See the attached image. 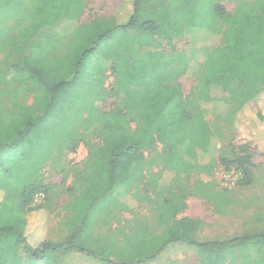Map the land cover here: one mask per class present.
<instances>
[{
    "label": "trees",
    "instance_id": "16d2710c",
    "mask_svg": "<svg viewBox=\"0 0 264 264\" xmlns=\"http://www.w3.org/2000/svg\"><path fill=\"white\" fill-rule=\"evenodd\" d=\"M7 1L0 0V9L12 8L14 14L0 20L5 29L0 31V85H17L23 96H33V103L19 104L13 98L11 109L0 105V179L13 188L22 185L17 194L22 198L20 204L0 188V264H54L59 250L72 249L70 244L30 239L28 215L42 207L29 204L42 186L36 181L24 185L7 163L11 161L8 157L38 154L44 156L39 165L43 168L56 146L50 123L60 118L57 111L55 116L50 114L54 107L60 109L80 83L82 66L83 87L88 83L91 91H101L95 85L94 67L99 65L103 73L104 65L111 64L114 90L125 91L127 100L137 102L132 113L136 128L120 109L100 113L95 120L101 144L94 146L91 157L98 164L105 192L128 176L131 166L143 160L144 149L154 147L158 138L170 148L165 158L168 164L187 172L180 147L188 152L204 150L202 143L211 136L210 124L222 119L230 105L243 117L251 112L247 106L256 104L264 122V0H227L236 5L234 12L212 0H123L130 12L126 20L117 15L113 22L95 18L83 24L80 18L87 0H9L10 5L1 4ZM151 3L153 12L144 9ZM186 26L221 32L224 40L202 64L188 99L177 83L183 69L169 67L173 57L169 61L167 55L147 52L130 62L128 53L110 50L117 31L122 33L119 40L128 45L121 49L128 51L133 44L152 49L159 41L177 39ZM87 94L83 93V99ZM257 146L264 154V139ZM244 176L242 186L248 187L252 177L249 171ZM189 245L199 249L200 264H264V233Z\"/></svg>",
    "mask_w": 264,
    "mask_h": 264
},
{
    "label": "rangeland",
    "instance_id": "374dc122",
    "mask_svg": "<svg viewBox=\"0 0 264 264\" xmlns=\"http://www.w3.org/2000/svg\"><path fill=\"white\" fill-rule=\"evenodd\" d=\"M177 1L185 2L189 0ZM212 1L223 6L229 12H234L236 9V5L227 0ZM122 3L123 0H87L84 2V13L80 18V23L83 24L95 18L99 19L98 21L106 19L113 22V18L117 17V15L124 21L128 18L130 12L123 7ZM1 4L8 6L10 5V1L8 0ZM153 7L154 3H151L145 6L144 9L153 12L155 10ZM13 14L12 8L0 9V20L5 21L7 17ZM1 30L4 32V27L0 26ZM121 34L118 31L116 32L110 50L123 54L128 53L127 57L130 58V62H134L147 52H159L167 55L166 57L169 61L171 60L169 56L173 57L169 67L179 65L183 69L184 75L177 80V83L181 85L183 94L187 99L199 81L202 64L210 53L223 45L224 41L221 32H212L204 28L198 30L191 29L189 26H186L181 36L170 42L159 41L156 47L152 49H142L138 45L133 44L130 46L131 49L126 51L121 49V46H128L123 45L121 39L119 40ZM118 40L119 43L117 42ZM63 43L68 44V41L64 40ZM98 70H100V67L96 65L94 67V74H96L94 80H96V84H94L101 91H91L89 89L90 84L88 83L83 87L82 66L80 83L72 88L67 99L60 104V109L58 110L56 106L53 109L54 111L51 112L50 115L55 116L57 111L60 118L56 119V123H50L53 126L51 133L53 132L54 134L56 146L43 164V168L40 169L39 167L40 161L44 157L43 155L32 154L30 156L26 154L18 156L16 159L8 157L11 161L7 164L15 170L18 181L23 182L24 185L35 183V181L39 184L42 170L52 160H54L53 163L56 167H61V165L71 162V153H77L78 155L74 159L77 162L82 156L80 153H83V149H88L89 151V156L83 160L84 164L98 166L91 157L93 155L91 153L96 150L94 146L101 144L100 131L97 129L98 124L95 123L97 115L100 117V113L120 109L128 116L132 128H136L137 120L132 113L137 102L127 100V93L125 91L116 92L114 90L115 76L112 73L111 64L104 65L101 69L104 71L103 73H99ZM11 86H13L11 88H16L17 85ZM83 93H88L84 99ZM13 98L18 100L19 104L27 103L29 106H32L33 96H23L20 91H17L12 96L8 91L2 92L0 90L1 109H11L10 102ZM253 105L256 106V104ZM254 106L248 105L247 107L250 108L251 112L249 115L242 117V115H236V108L230 105L227 108V114L222 119L220 118L210 124L209 131L211 136L208 142L202 143L204 150L198 148L194 152H188L186 147H180L179 149L181 159L188 164V166L186 165L187 172L183 171L185 172V195L194 194V190L192 189L197 184L195 181L209 180L212 182L215 187L212 189L213 192L210 191V198L213 200L216 196L218 197L217 200H220L222 197L227 198L234 212L232 211L231 214L227 213L226 215H231L232 217L236 215L237 222H235L236 224L233 223L232 226L236 227L239 226V223L242 224L241 228L238 227L237 232H234L235 235L241 236L264 233V154H262L261 149L257 146L264 139V122L259 119ZM66 144L70 145L69 149L64 146ZM169 151L170 148L158 138L154 147L144 149L143 160L135 164L146 162L164 163L165 170H168L169 164L165 158ZM135 164L131 166L128 175L130 177L135 176L138 179L141 178V172L135 173L132 171ZM31 167H33L32 172L27 173ZM34 168L39 172L35 174ZM182 170L183 168L179 167L176 172L179 173ZM246 171H249L252 177V184L248 187L242 186L245 180L243 173ZM167 173L170 175V172ZM99 174L101 175V172ZM0 175L2 174L0 173ZM129 178H124V181ZM148 178L151 179L150 177ZM155 179L156 177H153L151 181L147 180L142 184V187L146 190H151L149 195L155 196L157 200L147 204L149 208H146V211L149 213L146 217L143 214V207L136 210L135 216L137 221H139H136V223L141 222L142 224L150 225L153 250L172 249V247H176L179 243L181 245L192 243L196 240L197 221L183 216L184 208L178 203H172V199H170L171 192L165 191L162 184L158 188V179ZM63 183L67 185L66 180ZM2 185L11 186L4 178L0 179V187ZM256 185H260V187ZM21 186L15 188L11 186L12 188L8 190L12 192L10 200L15 204L21 203L19 195L17 196V194L21 193ZM166 186L168 187V184ZM159 189H162V191L157 194V190ZM195 189L197 191L203 190L202 186H198ZM9 194L10 192L7 195ZM147 198L150 199L149 197ZM209 204H212L211 201ZM78 205L80 206V204ZM216 205L218 206L219 204L216 202ZM240 207L241 209H239ZM224 208L222 207L220 211H224ZM174 259L175 262L168 259L165 263L189 264L183 258L175 257ZM199 262L201 263L200 258ZM192 264H195V261Z\"/></svg>",
    "mask_w": 264,
    "mask_h": 264
},
{
    "label": "crops",
    "instance_id": "0c3cea01",
    "mask_svg": "<svg viewBox=\"0 0 264 264\" xmlns=\"http://www.w3.org/2000/svg\"><path fill=\"white\" fill-rule=\"evenodd\" d=\"M1 58L3 54H0ZM11 87L0 85V90L13 96L17 88ZM80 154L82 156L78 160L81 162L74 160L77 153H71V162L61 167H56L52 160L42 170L39 179L42 189L38 192L45 193L44 200L40 204L35 203L36 193L29 204V207H42L40 211L28 215L30 239L48 241L53 245L70 244L72 247L68 251L59 250L54 256V264H166L168 259L175 262V257L183 258L189 264L194 261L199 264V249L195 245L179 243L172 249L153 250L150 225L136 223V210L143 207L146 217L149 213L146 211L149 208L147 204L157 200L149 195L151 190L142 187L153 177L158 179V188L162 184L165 191L171 192L172 203L184 208L183 216L197 221L195 242H225L242 237L234 234L242 226L241 223L232 226L237 222L236 215H226L233 211L227 198L217 200L214 195V200L210 198V191L213 192L215 186L209 180L195 181L197 184L194 187L202 186L204 191H197L192 186L194 194L185 195L183 172L177 173L170 165L165 170L164 163L146 162L135 164L132 168L135 173L141 172V178L128 175V180L116 182L112 189L105 192L101 188L99 168L83 162L89 156L88 149H83ZM65 180L67 185L63 183ZM0 188L5 196L10 192L8 196L11 198L12 192L8 191L11 186L2 185ZM161 191L157 190V194ZM210 201L212 204H209ZM222 207H225L224 211H220Z\"/></svg>",
    "mask_w": 264,
    "mask_h": 264
},
{
    "label": "built area",
    "instance_id": "2783aa9c",
    "mask_svg": "<svg viewBox=\"0 0 264 264\" xmlns=\"http://www.w3.org/2000/svg\"><path fill=\"white\" fill-rule=\"evenodd\" d=\"M34 198H35V203L40 204L45 198V193L44 192H38Z\"/></svg>",
    "mask_w": 264,
    "mask_h": 264
}]
</instances>
